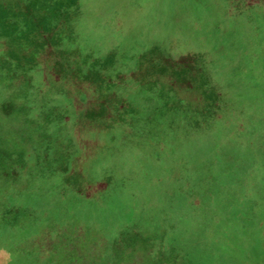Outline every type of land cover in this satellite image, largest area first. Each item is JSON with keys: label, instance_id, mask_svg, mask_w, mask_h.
Listing matches in <instances>:
<instances>
[{"label": "rangeland", "instance_id": "374dc122", "mask_svg": "<svg viewBox=\"0 0 264 264\" xmlns=\"http://www.w3.org/2000/svg\"><path fill=\"white\" fill-rule=\"evenodd\" d=\"M0 134V264H264V0H0Z\"/></svg>", "mask_w": 264, "mask_h": 264}, {"label": "trees", "instance_id": "16d2710c", "mask_svg": "<svg viewBox=\"0 0 264 264\" xmlns=\"http://www.w3.org/2000/svg\"><path fill=\"white\" fill-rule=\"evenodd\" d=\"M23 5V4H22ZM21 13V12H20ZM11 14V13H10ZM33 44H34V41H33ZM90 81V80H89ZM9 110H10V108H8L7 106H4L3 107V115H4V117H9L10 116V113H9ZM7 119H11V118H7ZM1 135V134H0ZM10 158V156L9 155H7V153L6 152H1L0 151V185H2V186H8L9 187V185L10 184H12V183H14L15 181H17L18 179H19V176H18V174H19V172H18V168L17 167H14V166H9L10 165V162H8V159ZM8 187H6V188H8ZM21 190V189H20ZM9 210L10 209H8V208H6L5 209V211H4V214H6V213H8L9 212ZM21 213V211L20 210H15V218L16 219H18L19 218V214ZM51 228H46V231H47V233H52V230L53 229H51ZM50 231V232H49ZM59 231V232H58ZM65 232V229H64V227H56V234H57V238H59L60 236H62V234ZM76 233H78L77 231H75L74 232V234H76ZM56 234H55V236L54 237H52L51 235H50V239L52 238V239H55L54 241H56ZM73 234V235H74ZM74 238V237H73ZM65 240L66 241H64V237L62 236V239L60 240V243H59V245H60V249H61V251L62 252H68V250H67V248L68 249H70L71 247L70 246H73L74 245V242H71V239H66L65 238ZM53 241V242H54ZM52 241H50V242H48L47 243V245L48 244H50L51 245V247H53V243ZM53 243V244H52ZM57 244V243H56ZM49 246V245H48ZM56 246L57 245H55V249H56ZM52 249V248H51ZM52 251H54L53 249H52ZM51 253L52 252H50V255H51ZM77 254H79L78 252H77ZM51 258V260L50 261H52V255L50 256ZM79 258H80V256H78V258L76 259V260H79ZM73 263V262H72ZM50 264H51V262H50ZM79 264V263H78Z\"/></svg>", "mask_w": 264, "mask_h": 264}]
</instances>
